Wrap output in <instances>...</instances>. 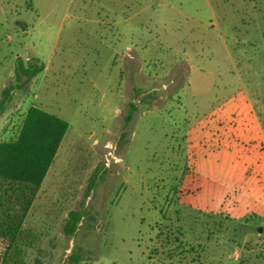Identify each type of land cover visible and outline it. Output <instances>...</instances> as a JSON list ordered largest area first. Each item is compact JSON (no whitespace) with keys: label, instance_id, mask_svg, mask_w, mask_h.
I'll list each match as a JSON object with an SVG mask.
<instances>
[{"label":"rangeland","instance_id":"1","mask_svg":"<svg viewBox=\"0 0 264 264\" xmlns=\"http://www.w3.org/2000/svg\"><path fill=\"white\" fill-rule=\"evenodd\" d=\"M8 86L68 123L10 264H264V0H0Z\"/></svg>","mask_w":264,"mask_h":264},{"label":"trees","instance_id":"2","mask_svg":"<svg viewBox=\"0 0 264 264\" xmlns=\"http://www.w3.org/2000/svg\"><path fill=\"white\" fill-rule=\"evenodd\" d=\"M44 69L43 64L23 63L17 58L15 77L25 76L26 79L39 74ZM13 86L4 87L0 98V114L10 100ZM132 105V110H134ZM131 112L127 119L131 118ZM68 123L59 116L47 112L38 106L30 105L21 122L16 136L9 140L0 141V198L19 204L22 208L20 218L12 219L8 216L1 224L0 233L5 247L1 255L0 264L15 262L20 255L16 239L21 231V220L30 205L35 192L41 186L50 165L57 153L58 147L67 131ZM88 191L92 189V182L88 184ZM82 218V212L70 210L63 226L66 236L73 235ZM70 259L77 263L80 254L70 255Z\"/></svg>","mask_w":264,"mask_h":264},{"label":"water","instance_id":"3","mask_svg":"<svg viewBox=\"0 0 264 264\" xmlns=\"http://www.w3.org/2000/svg\"><path fill=\"white\" fill-rule=\"evenodd\" d=\"M258 230L260 231L261 230V227H259Z\"/></svg>","mask_w":264,"mask_h":264}]
</instances>
